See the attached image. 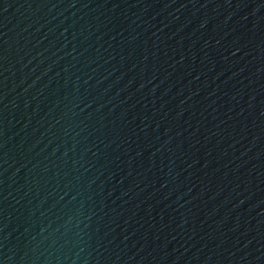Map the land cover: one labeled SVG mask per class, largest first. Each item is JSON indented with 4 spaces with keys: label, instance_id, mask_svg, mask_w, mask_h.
<instances>
[{
    "label": "water",
    "instance_id": "obj_1",
    "mask_svg": "<svg viewBox=\"0 0 264 264\" xmlns=\"http://www.w3.org/2000/svg\"><path fill=\"white\" fill-rule=\"evenodd\" d=\"M0 264H264V0H0Z\"/></svg>",
    "mask_w": 264,
    "mask_h": 264
}]
</instances>
